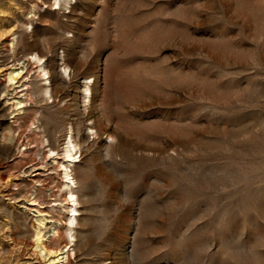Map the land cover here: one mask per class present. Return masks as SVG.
<instances>
[{
  "label": "rangeland",
  "instance_id": "rangeland-1",
  "mask_svg": "<svg viewBox=\"0 0 264 264\" xmlns=\"http://www.w3.org/2000/svg\"><path fill=\"white\" fill-rule=\"evenodd\" d=\"M27 58V107L0 111V264L37 233L8 194L60 223L68 264H264V0H0V67Z\"/></svg>",
  "mask_w": 264,
  "mask_h": 264
},
{
  "label": "bare ground",
  "instance_id": "bare-ground-1",
  "mask_svg": "<svg viewBox=\"0 0 264 264\" xmlns=\"http://www.w3.org/2000/svg\"><path fill=\"white\" fill-rule=\"evenodd\" d=\"M6 40L7 42L10 41L9 38ZM14 42H15V38L12 39V43ZM34 57L38 61H42V59L39 58L38 56H34ZM31 59L32 58H27L26 60H24L19 64L11 63V62L3 63L2 66L0 67V74H1L0 77H2L1 79H3L2 81L4 82L3 86L1 87L2 88L1 92L3 95L1 94L2 96L0 99V111H4L9 107L12 108L13 110H15V108L17 110L19 107L20 108L27 107V100H29L30 97L29 94L30 88L26 84V79H24V74L27 73L28 69L30 68ZM90 90L91 87L90 88L88 87L87 91ZM87 121L91 123L94 121L93 113L88 114ZM69 139L70 140L67 143L68 146L65 148L64 152L67 162L73 163L75 162L73 151L76 150V145H75L76 141L74 142L75 139L73 140V138H69ZM25 147H26L25 145L15 146V148H12L11 150L10 153L11 156L15 157L17 154L24 151ZM46 164L47 166H49L50 163H46ZM65 169H66L65 178L68 181L66 185L68 188V195L70 196V199L74 203H77L76 192H74L73 190V188L76 185L73 171L72 170L69 171L68 167H65ZM42 170H44L43 167L27 168L26 171L24 172V176L36 179L37 177L42 175L40 172ZM6 196L12 198L11 200L16 202L17 204H20V208L24 212L30 213L31 215L33 214L35 218L34 227L37 232L36 241L34 242V244L32 242V244H29L25 248L23 247L24 251L27 252L28 255V257L23 260L24 264H47L46 262H49L48 264H68L71 258L69 255L70 248L68 247L59 248L57 251H53L48 246V243L54 240L55 237L60 236V230H61L60 223L56 220L51 219L49 215L42 210L43 207H41L38 201L36 199L31 198L32 196L26 199L25 198L19 199L18 196L11 194H8ZM74 198L75 200H73ZM71 209L73 216L69 217V224L73 225L75 217L78 214H77V209H75L74 207H71ZM71 238H73V236H71Z\"/></svg>",
  "mask_w": 264,
  "mask_h": 264
}]
</instances>
